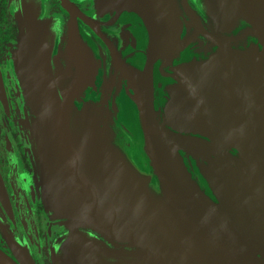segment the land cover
Segmentation results:
<instances>
[{
	"label": "water",
	"instance_id": "obj_1",
	"mask_svg": "<svg viewBox=\"0 0 264 264\" xmlns=\"http://www.w3.org/2000/svg\"><path fill=\"white\" fill-rule=\"evenodd\" d=\"M62 1L81 47L75 84L60 86L56 33L39 23L40 0L22 1L18 56L40 109L44 200L73 225L55 260L264 264V0L203 2L215 34L189 11L213 43L197 56L175 0H97L102 15L126 13L139 24L130 34L139 64L112 50L126 84L116 91L102 86L79 35L76 17L93 21ZM240 19L250 27L236 35ZM247 35L250 43L236 46ZM160 59L178 60L170 72L161 67L174 83L155 86ZM81 227L130 249H111ZM0 264L15 263L0 250Z\"/></svg>",
	"mask_w": 264,
	"mask_h": 264
},
{
	"label": "flooded vegetation",
	"instance_id": "obj_2",
	"mask_svg": "<svg viewBox=\"0 0 264 264\" xmlns=\"http://www.w3.org/2000/svg\"><path fill=\"white\" fill-rule=\"evenodd\" d=\"M22 1L0 0V250L15 264H63L54 258L56 244L70 232L73 225L70 220L50 211L44 200L43 147L36 131L40 109L33 103L28 90L31 84L23 76L18 59L23 42ZM69 1L93 21V24H88L76 17L81 40L91 50L95 64H100L98 77H103L102 86H113V91L126 86L122 71L116 67L112 50L118 52L123 60L139 64V54L130 46V34H134L139 27L137 19L126 13L102 15L97 0ZM175 1L185 22L186 36H194L190 43L193 54H204L212 48L213 43L197 32L188 12L206 32L215 34L202 8L206 0ZM40 2L39 23L52 25L55 29L53 67L60 77V86L67 90L75 84L73 80L80 68L81 47L76 49L72 40L71 15L63 1ZM248 27L246 21L240 19L234 31L236 35H242ZM249 37L242 38L236 46L248 45ZM184 59L183 56L181 60ZM163 62L164 59H160L155 66V86L174 83L173 78L161 74V67L170 72L171 66L177 64L178 60ZM155 95L159 100L157 88ZM79 230L103 241L111 249H130L120 242L104 238L91 228L81 227Z\"/></svg>",
	"mask_w": 264,
	"mask_h": 264
}]
</instances>
